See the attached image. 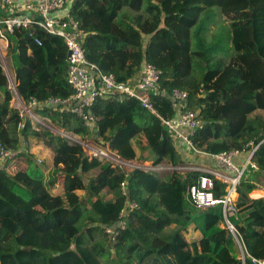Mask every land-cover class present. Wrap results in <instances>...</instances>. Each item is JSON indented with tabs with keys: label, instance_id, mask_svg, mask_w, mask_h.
<instances>
[{
	"label": "trees",
	"instance_id": "trees-1",
	"mask_svg": "<svg viewBox=\"0 0 264 264\" xmlns=\"http://www.w3.org/2000/svg\"><path fill=\"white\" fill-rule=\"evenodd\" d=\"M70 13L84 30L86 59L117 81H133L144 63L160 71L150 94L155 113L135 98L104 92L89 112L98 129L80 118L44 104L67 97V50L62 38L36 27L16 29L8 39L15 64L16 90L34 96L35 111L54 130L107 145L126 160L164 161L172 166L198 155L160 118L174 117L171 93L187 92L186 108L198 113L201 127L190 135L199 151L215 154L256 146L237 184V218L232 222L244 251L264 259V0H69ZM35 37L41 44L35 42ZM0 61V144L17 149L42 142L53 151L46 174L29 153L30 164L11 174L0 163V264H255L241 258L231 232L222 227L221 207L198 208L185 189L199 171L126 173L89 158L82 145L10 108ZM94 130V129H93ZM189 154V155H190ZM208 158V157H206ZM208 161H212L207 159ZM212 176L211 174H208ZM138 208L124 217L125 227L112 237L125 197ZM60 186L61 194L54 192ZM76 190H83L78 195ZM214 193H223L215 180Z\"/></svg>",
	"mask_w": 264,
	"mask_h": 264
},
{
	"label": "built area",
	"instance_id": "built-area-1",
	"mask_svg": "<svg viewBox=\"0 0 264 264\" xmlns=\"http://www.w3.org/2000/svg\"><path fill=\"white\" fill-rule=\"evenodd\" d=\"M31 27H36L50 35L62 38L67 50L65 78L72 93L63 98L50 97L44 101V104L56 106L65 113L74 114L81 119L84 127L92 131L95 129L96 117L89 112V108L92 107L98 95L104 92L135 98L143 108L155 113L150 94L157 88L160 76L159 69L154 64L146 62L139 77L136 80L127 82L117 81L113 74H104L99 71L95 64L86 59L83 46L86 34L78 20L70 13L69 0H0V61L3 60L8 50V35L16 29H29ZM34 40L36 43L41 44L38 37H35ZM10 80L15 97L13 106L17 107L21 115H27L33 126L44 125L50 127L47 123L49 120L35 111V108L39 105L37 99L34 96H30L27 100L22 99L17 93L15 78ZM171 99L175 115L169 119L159 117L161 124L173 134L174 141L185 142L198 156L208 157L207 159L212 160L213 165L208 166L193 161V164L187 163L182 166H172L170 164L167 169H183L186 172L199 171L206 173L201 174L193 183L187 185L185 189L186 197L198 208L220 206L221 225L231 232L240 247L241 258L244 260V257H247L255 264H264L263 258L251 256V254L244 251L238 232L232 222V218H237L238 215V207L236 206L237 184L249 167L256 169L255 164L251 161L256 146L241 161H238V159L243 155L244 150L223 151L215 154H207L197 150L190 141V135L201 127V119L198 113L186 108L187 92L185 90L174 88ZM56 131L80 143L89 158H97L108 162L112 167L121 168L126 173L133 169L142 171H163L166 169L161 166L162 163L154 165L150 160L123 159L107 145L94 141L92 136L83 138L64 131ZM21 152H29V147L24 145L13 149L0 144V163L12 162L19 157ZM215 180H219L223 184V193L220 196L214 193ZM119 188L122 196L125 197V201L119 211L116 225L106 228V232L112 237L118 232V230H115V226L118 229H123L125 227L124 217L128 212L138 208L135 201L128 200L126 197L128 193L126 180L120 182ZM261 189L264 188L256 183L251 195L258 196L252 193Z\"/></svg>",
	"mask_w": 264,
	"mask_h": 264
},
{
	"label": "crops",
	"instance_id": "crops-1",
	"mask_svg": "<svg viewBox=\"0 0 264 264\" xmlns=\"http://www.w3.org/2000/svg\"><path fill=\"white\" fill-rule=\"evenodd\" d=\"M15 74V73H14ZM140 74V73H139ZM139 74L136 75V77H134L132 80H136L138 77H139ZM2 99V93L0 92V100ZM10 108L13 107V104L11 106H9ZM256 113H260L262 115H264V110H257ZM25 144V143H24ZM21 145L20 147H23L24 146ZM29 154H31L37 161L38 163L40 162H43V160L46 161L47 163V166H48V171L51 170L52 168V164H53V151L51 148L47 147L46 145H44L42 142H35L33 141L32 143H29ZM183 154L188 158L190 159L191 161H194V162H197V163H200V164H204V165H208V166H212L213 163L212 161H208L207 158H204V157H201V156H197L196 158H194V156H192L190 153H187L185 151H183ZM190 154V155H189ZM22 157V156H20ZM19 157V158H20ZM43 158V160H41V158ZM243 155L238 159V161H241L243 159ZM30 162V161H29ZM29 162H26L25 163V166L21 167V168H26L30 163ZM9 165V163H8ZM19 168V169H21ZM18 169V170H19ZM10 169L7 167V171L11 174H13L12 172L9 171ZM54 192L57 193V194H61L63 192V188L60 187V186H57L55 189H54ZM76 193L78 195H83L84 194V191L83 190H76ZM251 195V193H250ZM253 195H258V196H264V189H261L259 191H254L253 192Z\"/></svg>",
	"mask_w": 264,
	"mask_h": 264
},
{
	"label": "rangeland",
	"instance_id": "rangeland-1",
	"mask_svg": "<svg viewBox=\"0 0 264 264\" xmlns=\"http://www.w3.org/2000/svg\"><path fill=\"white\" fill-rule=\"evenodd\" d=\"M8 39L9 40H12L11 39V37H10V35H8ZM12 51H11V48L9 49V47H8V50H7V52H6V54H5V56H4V58H3V60H1V64L3 65V68H4V71H5V73H6V78H5V85L7 84L8 85V83H9V80L10 79H14L15 78V72H14V69H15V64H14V60H13V57H12ZM12 104H14V101L11 99V102H10V106L12 105ZM14 108H16L17 109V107L14 105L13 106ZM12 107V108H13ZM47 123H48V125L50 126V128H51V130H53V131H56V130H54V128L52 127V125L50 124V122L49 121H47ZM57 132V131H56ZM57 133H59V132H57ZM76 138H77V136H75ZM26 153H29V152H26ZM20 157V156H19ZM17 157V158H15V160H13L12 162L10 161L9 162V165L7 166L10 170V172H12V173H15L19 168H21L22 166L24 167L25 166V163L26 162H29L30 160L29 159H24L25 157L24 156H22V157ZM41 158V160H43V158L42 157H40ZM30 163V162H29ZM194 162H190V164H193ZM204 165V164H203ZM161 166L163 167V168H166V169H164L163 171H171L170 169H167L168 168V166H170V164L169 163H167V162H165V163H162L161 164ZM39 167L41 168V170L46 174L47 173V170H48V166H47V163H46V161L45 160H43V162H39ZM172 170H176V169H172ZM177 171H179L180 173H182V172H186V170H183V169H180V170H177ZM252 192V191H251ZM250 192V193H251ZM253 194V193H252ZM251 256H254L255 257V255H253V254H251Z\"/></svg>",
	"mask_w": 264,
	"mask_h": 264
},
{
	"label": "bare ground",
	"instance_id": "bare-ground-1",
	"mask_svg": "<svg viewBox=\"0 0 264 264\" xmlns=\"http://www.w3.org/2000/svg\"><path fill=\"white\" fill-rule=\"evenodd\" d=\"M11 80H10V82L8 83V85H7V88H8V90L10 91V93L12 94V100L14 101L15 100V97H14V93H13V91H12V89H11Z\"/></svg>",
	"mask_w": 264,
	"mask_h": 264
},
{
	"label": "water",
	"instance_id": "water-1",
	"mask_svg": "<svg viewBox=\"0 0 264 264\" xmlns=\"http://www.w3.org/2000/svg\"><path fill=\"white\" fill-rule=\"evenodd\" d=\"M17 93H18V92H17ZM94 132H95V134H96V136H97L98 129H97V128H95V129H94Z\"/></svg>",
	"mask_w": 264,
	"mask_h": 264
},
{
	"label": "clouds",
	"instance_id": "clouds-1",
	"mask_svg": "<svg viewBox=\"0 0 264 264\" xmlns=\"http://www.w3.org/2000/svg\"><path fill=\"white\" fill-rule=\"evenodd\" d=\"M41 116V115H40ZM48 119V118H47ZM49 120V119H48Z\"/></svg>",
	"mask_w": 264,
	"mask_h": 264
}]
</instances>
